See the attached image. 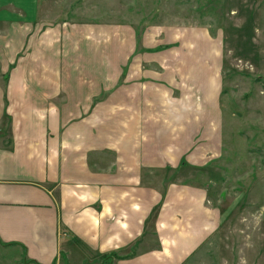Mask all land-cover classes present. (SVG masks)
Wrapping results in <instances>:
<instances>
[{
	"label": "crops",
	"instance_id": "1",
	"mask_svg": "<svg viewBox=\"0 0 264 264\" xmlns=\"http://www.w3.org/2000/svg\"><path fill=\"white\" fill-rule=\"evenodd\" d=\"M148 29L115 74L20 41L19 72L0 74V264H189L219 225L202 189L149 180L221 156L220 40Z\"/></svg>",
	"mask_w": 264,
	"mask_h": 264
},
{
	"label": "rangeland",
	"instance_id": "2",
	"mask_svg": "<svg viewBox=\"0 0 264 264\" xmlns=\"http://www.w3.org/2000/svg\"><path fill=\"white\" fill-rule=\"evenodd\" d=\"M180 24L207 27L220 40L224 145L204 166L156 172L149 182L202 189L219 213L189 264H264V0H0V74L19 72L21 40L56 43L34 57L58 52L75 60L77 73L124 72L140 43L153 41L148 28Z\"/></svg>",
	"mask_w": 264,
	"mask_h": 264
},
{
	"label": "trees",
	"instance_id": "3",
	"mask_svg": "<svg viewBox=\"0 0 264 264\" xmlns=\"http://www.w3.org/2000/svg\"><path fill=\"white\" fill-rule=\"evenodd\" d=\"M113 256L116 257V258H119V257H118V254H116V253L113 254ZM113 256H112V255H103L104 258H111V257L113 258ZM112 258H111V259H112Z\"/></svg>",
	"mask_w": 264,
	"mask_h": 264
}]
</instances>
